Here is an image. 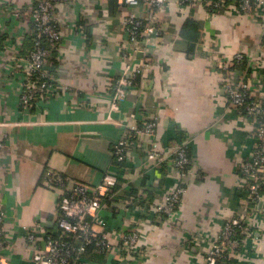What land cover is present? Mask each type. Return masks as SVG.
Masks as SVG:
<instances>
[{
    "label": "crops",
    "instance_id": "0c3cea01",
    "mask_svg": "<svg viewBox=\"0 0 264 264\" xmlns=\"http://www.w3.org/2000/svg\"><path fill=\"white\" fill-rule=\"evenodd\" d=\"M35 2L0 0V138L7 135L0 152V203L10 243L6 258L10 264H32V252L23 247L27 232L36 231L40 241L57 233L60 189L43 182L49 171L91 185L105 173L115 174L117 197L104 211L107 224L119 227L126 220L139 226L145 253L139 261L128 259L132 254L119 259L88 253L81 264H204L210 240L240 207L239 166L254 144L251 119L227 104L215 59L245 55L252 93L263 99L259 59L264 11L242 15L227 8L211 13L203 3L185 7L167 0L159 13L161 32L150 41V72L110 109L109 86L126 63L120 50L127 40L123 15L115 0L59 4L54 20L61 42L56 64L49 68L67 88L22 113L20 82L9 59L23 43ZM134 12L144 15L142 8ZM187 18L196 21L199 32L192 56L179 34ZM131 112L137 122L154 119L156 130L116 164L113 145ZM179 143L190 156L184 179L168 151ZM144 147L165 159L147 160ZM180 183L185 192L174 212L160 216L156 207ZM126 199L133 205L128 213L122 209ZM256 209L237 264H264V204Z\"/></svg>",
    "mask_w": 264,
    "mask_h": 264
},
{
    "label": "built area",
    "instance_id": "2783aa9c",
    "mask_svg": "<svg viewBox=\"0 0 264 264\" xmlns=\"http://www.w3.org/2000/svg\"><path fill=\"white\" fill-rule=\"evenodd\" d=\"M73 0H36V7L29 11L27 34H34L33 45L28 54L23 55L22 43L9 59L14 73L18 74L20 90L18 108L27 113L37 101L45 102L57 95V91L66 90L60 85L55 75L50 72L53 57L51 50L45 49L43 37L51 46L61 42L57 23L54 22V11L59 4ZM237 0H178L179 5L192 7L203 3L205 7H220L226 2ZM119 12L123 15V25L127 40L121 46V58L126 62L118 77L111 83L110 109L117 108L133 86H136L150 72L148 59L150 41L161 32L159 13L167 0H115ZM142 8L143 16L134 12ZM242 15H251L256 10L264 11V0H240L234 7ZM14 11V10H13ZM15 10L14 13L20 16ZM139 56V58H138ZM245 55L236 53L231 59H215V67L221 72V90L232 109L245 111L251 117L254 144L251 153L242 160L239 166L240 207L222 223L218 234L209 242L204 253V264H237L242 250V239L248 232V221L257 209L264 204V98L252 93L249 65L244 69H235L234 64L245 60ZM248 63V62H247ZM259 65L264 71V16L261 17V57ZM264 78V72L262 74ZM156 130L154 119L137 122L135 113H129L127 123L123 126L121 137L114 143L113 161L116 164L125 162L129 149L143 137H153ZM7 135L0 138V152L3 150ZM142 150V149H141ZM181 179H184L190 165L188 149L185 144L169 148ZM144 156L149 161H160L165 155L144 147ZM43 182L55 185L60 189L57 203L58 216L55 224L58 238L47 235L40 241L36 231L27 232L24 249L32 252V264H81L88 252L101 255L124 256L139 261L144 256L140 248L139 226L122 220L119 227L109 228L104 211L107 204L117 197L118 177L105 173L100 183L91 185L76 181L55 172H45ZM185 192L183 183L178 184L168 193L161 205L156 207L160 216L171 215ZM145 195L140 193L141 201ZM122 202L124 213L131 212L132 202ZM5 214L0 203V264H10L5 256L9 246L4 228ZM242 237V239H241ZM241 239V240H240ZM117 259V260H119ZM132 260V261H133ZM119 263V262H117Z\"/></svg>",
    "mask_w": 264,
    "mask_h": 264
},
{
    "label": "trees",
    "instance_id": "16d2710c",
    "mask_svg": "<svg viewBox=\"0 0 264 264\" xmlns=\"http://www.w3.org/2000/svg\"><path fill=\"white\" fill-rule=\"evenodd\" d=\"M239 1L240 0H237L235 3H232V4L230 2H226L225 5H222L220 7H212L210 5L209 7H207V9L211 13H217V12H221L222 10L227 9V8L237 7ZM35 7H36V2L34 3V6L32 7V9H34ZM27 25L29 27L32 26V22L29 21L27 23ZM179 34H180L182 41L184 43V50H185L187 56H192V54L195 50L194 48H195L197 41H198V37H199V32H198V27H197L196 21L191 19V18L185 19L181 28H180ZM33 39H34V34H27V33L25 34V37L23 38V43H22L23 46H22V52H21L23 55L28 54L29 51L31 50L32 45H33ZM0 40L2 42L3 37H1ZM42 44L45 47V49L51 50V53L53 54V57L51 59V64H53V66H54L56 64V54H57L58 45L51 46L50 43L46 42L44 37L42 39ZM247 66H248V63L246 61V58L241 63L234 64L235 69H244V68H247ZM36 102L34 103V105L36 104ZM241 113L243 115H245L248 119H251V117L248 116L245 113V111L242 110ZM188 156H189V151H188ZM189 158H190V156H189ZM261 190L264 191V182L261 185ZM238 193H239L240 197L243 195V193L241 191H238ZM49 236H51L52 238H58V236L56 234L55 235L50 234ZM241 239H242V237H241ZM88 253H92V252L89 251Z\"/></svg>",
    "mask_w": 264,
    "mask_h": 264
}]
</instances>
